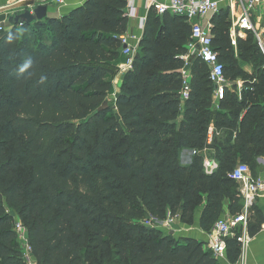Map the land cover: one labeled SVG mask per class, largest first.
Listing matches in <instances>:
<instances>
[{
    "label": "trees",
    "instance_id": "obj_1",
    "mask_svg": "<svg viewBox=\"0 0 264 264\" xmlns=\"http://www.w3.org/2000/svg\"><path fill=\"white\" fill-rule=\"evenodd\" d=\"M126 7L127 0H87L62 18L20 27L48 34L23 42L17 24L0 39V264H27L6 206L27 227L37 264H221L204 242L131 219L149 213L148 220L165 221L170 212L192 225L203 210L207 233L226 212L244 210L225 162L236 149L250 166L264 158V56L251 34L233 46L229 10L222 8L212 19L214 46L227 78L244 81L242 97L226 91L220 110L211 111L215 87L199 60L182 108L180 56L191 28L183 17L150 9L133 68L110 106L127 62ZM29 58L32 75L19 73ZM251 58L255 70L248 73L239 60ZM212 121L233 139L216 135L209 145ZM205 149L215 150V172L206 173L203 155L182 163L184 150ZM252 211L255 236L263 216ZM240 255V245L230 241L229 259Z\"/></svg>",
    "mask_w": 264,
    "mask_h": 264
},
{
    "label": "built area",
    "instance_id": "obj_2",
    "mask_svg": "<svg viewBox=\"0 0 264 264\" xmlns=\"http://www.w3.org/2000/svg\"><path fill=\"white\" fill-rule=\"evenodd\" d=\"M37 5L62 7L66 4V0H36ZM140 0H127L126 14L128 19H136V3ZM147 8L154 9L158 16H164L169 13L171 15L183 17L191 28L190 42L187 45V53L180 56L184 62L180 70L181 89L180 98L182 106L191 98L193 90V71L192 63L189 60L190 50H194L200 61H202L209 70V80L218 87L214 90L215 96L222 94L221 100L224 98L226 91L232 92L233 88L239 85L240 79L232 81L227 78L226 66L221 61L220 55L214 46V25L212 18L219 14L222 8L229 10V20L231 22L230 34L233 46L237 49L238 40L240 38L247 39L251 34L255 38L257 45L264 56V0H142ZM223 3V4H222ZM34 11V10H32ZM31 11V12H32ZM211 18L205 23L208 17ZM146 18H141L139 28L145 29ZM17 23L10 20L0 19V39L8 34L16 27ZM24 24H19L23 27ZM141 37L135 34H124L121 37L122 45L127 46L123 49V54L127 57V62L120 66L119 72L126 74L133 68L135 56L139 50ZM199 47V48H198ZM116 95V94H115ZM114 95V96H115ZM219 132H214L212 128L208 131V144H212L214 136ZM204 151H192L193 155H203L204 168L206 173L215 172L219 164L215 158H211ZM263 169L254 172L251 166L245 162H239L229 173V178L238 184L240 196L244 204L243 213L233 215L226 212L214 224L212 230L207 232V240L205 241V249L212 252L214 258L221 264L229 262V242L236 241L241 247V255L237 262L230 264H244V257L249 247L252 236L250 234L251 218L255 213L252 211L257 207L262 212V228H264V158L262 159ZM14 219L13 225L20 242L23 256L27 264H37V260L33 254L27 227L23 222L12 214ZM179 216H170L165 221H159L151 218L148 225L170 233L175 230V220Z\"/></svg>",
    "mask_w": 264,
    "mask_h": 264
},
{
    "label": "crops",
    "instance_id": "obj_3",
    "mask_svg": "<svg viewBox=\"0 0 264 264\" xmlns=\"http://www.w3.org/2000/svg\"><path fill=\"white\" fill-rule=\"evenodd\" d=\"M16 1L17 0H10V4L14 3ZM160 1H164V0H160ZM215 1L221 2V0H215ZM86 2H87V0H66V4L62 7L52 8L51 11L48 8V15L50 17H54V18H62L63 16L71 13L76 8H79L83 5H85ZM7 3H9V0H0V12L10 9V7L2 8ZM17 3L22 4L23 0L14 3V5L15 6L18 5ZM136 9H137V11H136L137 18L129 20L127 33L128 34H135V35H138L142 38L144 35V30H141L139 28V23L141 21V18L147 19L149 12H150V9L147 8L145 2L142 0L137 1ZM210 18H211V16L208 17V19L205 21V23ZM123 76H124V74L119 72V75H118L119 85H121L120 82L122 81ZM114 85H115V81H114ZM115 89H116V85H115ZM243 89H244L243 87L241 89L240 88L237 89L239 94H240V92L242 93ZM237 90H235V91H237ZM235 91H232V92L234 93ZM117 92H118V90L116 89V93ZM213 96H214V98H216L215 94ZM183 107L184 106H182V108ZM243 117H244V114L242 115V118ZM182 119H183V117L181 116L178 119V123H180ZM209 128H212L214 130V132H216V131L219 132L220 134L217 135L219 137L223 136V134H225V130H226V128H222L219 130L216 129V126L214 125L213 122L210 124ZM215 136H216V134H215ZM215 136H214V138H215ZM205 153L208 156H210L211 158L216 159L215 150L208 149L207 152H202V154H205ZM183 154H185V155H183ZM193 157H194V155L192 153V150H184L182 152L181 158H182V162H184L185 165L190 164L192 162ZM202 211L203 210H201L196 215L194 223L192 225L181 223V222L178 223V220H175V230L171 231L170 234L173 233V235L177 239L194 238V239H197V240L205 243V241L207 240V235H206V232L202 230L201 225H200ZM253 217H254V215L252 216L251 221H252ZM252 238L253 239H252L249 247L247 248V250L245 252L244 264H264V228H262V225H261V230L255 236H252ZM230 263H235V262H232L230 260ZM230 263L224 262L222 264H230Z\"/></svg>",
    "mask_w": 264,
    "mask_h": 264
},
{
    "label": "rangeland",
    "instance_id": "obj_4",
    "mask_svg": "<svg viewBox=\"0 0 264 264\" xmlns=\"http://www.w3.org/2000/svg\"><path fill=\"white\" fill-rule=\"evenodd\" d=\"M19 1H21V0H17L16 2H19ZM16 2H14V3H16ZM14 3H11L10 4V0H9V3H7L4 7H2V8H5V7H10V9H8V10H6V11H1L0 12V19H2V20H7V18H9L10 17V20H12V21H15V19L18 17V16H20V15H22V14H24L26 11H32V10H35L36 8H35V6L37 5V1L36 0H23V3L22 4H18V5H14ZM52 8H56V6H52V5H50L49 6V10L51 11L52 10ZM53 12V11H52ZM48 17H50L49 15H48ZM48 17H46L44 20H43V22H45V20L48 18ZM23 28H18V31H19V35H20V39L24 42V41H30V40H34V39H36V38H38L40 35H42V34H48V32H47V29H45V28H37L36 26H34V25H32L28 30H26L25 32H23V30H22ZM34 32H35V34H34ZM24 35H26V39L27 40H25V37H24ZM189 60L191 61V63H192V68L194 67V69H198V68H200L201 66H200V61H199V58H198V56H197V54L195 53V51L194 50H190V53H189ZM251 61H244L243 59H240L239 60V65L241 66V67H243V69L246 71V72H248V73H253L254 72V70H255V66H254V64H253V59L251 58L250 59ZM201 72H203V74H206L207 73V69H202L201 70ZM118 75H119V73H117V76L115 77V85H116V89L118 90V92L116 93V95L114 96H111L110 97V106H113L114 105V103H115V101H116V98L118 97V95H119V93H120V86L121 85H119V80H118ZM125 75V74H124ZM124 77V76H123ZM122 77V81L120 82V84H122V82L124 81V78ZM239 85H241L243 88H244V81L241 79L240 80V82H239ZM238 89V86L236 85L234 88H233V91H235V90H237ZM237 92V93H236ZM231 93H233V92H231ZM215 93L213 92L212 93V103H211V111H218V110H220L219 109V104H220V101H221V97H222V95H224V94H222V95H220V96H218V97H216V98H214V95ZM234 94H238V97H242V93L240 92V94H239V92H238V90L237 91H235L234 92ZM262 103H264V100L262 101ZM112 111V113H114V114H116V111H115V109H112L111 110ZM247 114V109L244 111V115H246ZM213 123H214V125H215V121H212ZM211 122V123H212ZM232 132H228V131H226V134H223V141H230L231 139H233V136H232ZM216 137H219V136H216ZM219 144H220V141H219ZM239 152V150L238 149H236L234 152H232V156H231V158L230 159H228V160H226V162H225V167H226V169H228V171L227 172H229L230 173V171L239 163V162H241L242 161V159H241V156H240V154L238 153ZM216 154V153H215ZM183 155H185V154H183ZM262 157H259V158H253V160H252V163H251V167L255 170V171H257V170H260V169H263V162H262ZM183 164H185L184 162H182ZM229 177V176H228ZM25 178H27V176H25ZM231 188V190L233 191V192H235V186L234 185H231L230 186ZM197 203V202H196ZM201 203V205L203 204V202L201 201L200 202ZM199 206L200 205H196L195 207H192L191 209H193V212H194V214H196L197 212H198V210H199ZM5 209H6V212L9 214V215H11L12 216V214L13 215H15L16 217H18L21 221H22V219L20 218V216H19V213L16 211V210H14V209H12V208H10V207H8V206H6L5 207ZM241 213H243V211L241 212ZM177 215H179V214H177ZM171 216V213L169 212L168 214H167V217L165 218V220L166 219H168L169 217ZM194 216H196V215H194ZM148 218H150V216H149V213H145V215L142 217V218H136V219H131V221H132V223H134V224H142V225H144L145 227H147V228H149V229H151V228H153L152 226H150V225H148ZM176 220H178V223H180L181 222V219H180V217L179 218H177ZM23 222V221H22ZM190 222H192V221H190ZM182 223V222H181ZM95 255H97V254H95Z\"/></svg>",
    "mask_w": 264,
    "mask_h": 264
},
{
    "label": "water",
    "instance_id": "obj_5",
    "mask_svg": "<svg viewBox=\"0 0 264 264\" xmlns=\"http://www.w3.org/2000/svg\"><path fill=\"white\" fill-rule=\"evenodd\" d=\"M48 6L41 5L38 6L34 11H26L24 14L18 16L15 19V22L17 24H32L36 21H42L48 16ZM127 46H124V49H126ZM199 48V47H198ZM218 87H215V90H217ZM170 234V233H169ZM173 235V233H171Z\"/></svg>",
    "mask_w": 264,
    "mask_h": 264
},
{
    "label": "clouds",
    "instance_id": "obj_6",
    "mask_svg": "<svg viewBox=\"0 0 264 264\" xmlns=\"http://www.w3.org/2000/svg\"><path fill=\"white\" fill-rule=\"evenodd\" d=\"M32 64L33 61L31 60V58L26 59L20 66H19V73L23 74V73H28L29 75H32L31 72H29V69L32 68ZM46 81V77L41 75L40 76V83H44Z\"/></svg>",
    "mask_w": 264,
    "mask_h": 264
}]
</instances>
